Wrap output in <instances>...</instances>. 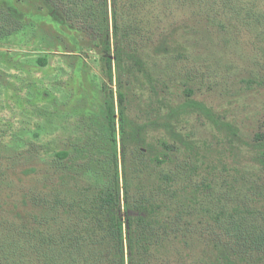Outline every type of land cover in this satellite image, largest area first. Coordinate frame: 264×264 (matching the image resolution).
<instances>
[{
	"label": "trees",
	"instance_id": "16d2710c",
	"mask_svg": "<svg viewBox=\"0 0 264 264\" xmlns=\"http://www.w3.org/2000/svg\"><path fill=\"white\" fill-rule=\"evenodd\" d=\"M109 2L110 14L101 0L98 22L85 17L86 35L100 38L102 72L110 84L116 79L101 108L109 177L100 188H65L61 176V191L52 184L23 194L35 212L0 225V264H264V150L249 153L247 168L199 154L179 122L203 107L171 105L158 92L175 59L194 57L221 20L239 14L238 0ZM178 7L188 13L179 26Z\"/></svg>",
	"mask_w": 264,
	"mask_h": 264
},
{
	"label": "rangeland",
	"instance_id": "374dc122",
	"mask_svg": "<svg viewBox=\"0 0 264 264\" xmlns=\"http://www.w3.org/2000/svg\"><path fill=\"white\" fill-rule=\"evenodd\" d=\"M84 2L0 0L2 231L18 219L14 213L25 217L35 212L30 199L26 205L21 202L23 194L45 192L52 184L61 191V176L66 177V185L61 182L65 188H100L102 177H109L101 108L105 94L116 93V79L110 84L102 72L98 35H86L85 17L98 22L101 0H87L88 15L81 13ZM238 2L239 14L221 20L194 47V57L170 64L158 92L171 105L188 99L203 107L179 122L187 137L197 141L199 154L247 168L249 153L264 150V0ZM108 6L110 14L109 0ZM187 17L178 7L172 21L179 26ZM154 77L161 81L159 72ZM185 89L191 90L189 96ZM139 108L138 101L130 108L135 120ZM121 149L119 144V154ZM190 249L198 255L196 245Z\"/></svg>",
	"mask_w": 264,
	"mask_h": 264
}]
</instances>
